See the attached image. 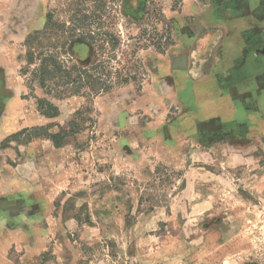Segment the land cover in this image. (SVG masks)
<instances>
[{
    "label": "rangeland",
    "instance_id": "obj_1",
    "mask_svg": "<svg viewBox=\"0 0 264 264\" xmlns=\"http://www.w3.org/2000/svg\"><path fill=\"white\" fill-rule=\"evenodd\" d=\"M132 2L48 0V23L28 41L24 69L77 107L71 120L85 135L75 144L93 163L107 137L94 99L131 84L139 91L142 52L171 41L160 0ZM135 123L141 130V114ZM152 143L147 166L85 169L68 188L79 196L56 200L42 221L39 253L18 250L13 264H264V136L184 143L170 156Z\"/></svg>",
    "mask_w": 264,
    "mask_h": 264
},
{
    "label": "crops",
    "instance_id": "obj_2",
    "mask_svg": "<svg viewBox=\"0 0 264 264\" xmlns=\"http://www.w3.org/2000/svg\"><path fill=\"white\" fill-rule=\"evenodd\" d=\"M171 2H159L171 41L142 52L140 90L131 84L94 99L107 136L94 163L147 166L156 140L170 156L184 143L212 148L264 136V0ZM47 23L48 0H0V264L16 262L23 248L39 253L42 221L56 200L79 196L69 189L94 166L75 144L85 135L70 126L77 107L44 92L24 69L28 41Z\"/></svg>",
    "mask_w": 264,
    "mask_h": 264
},
{
    "label": "trees",
    "instance_id": "obj_3",
    "mask_svg": "<svg viewBox=\"0 0 264 264\" xmlns=\"http://www.w3.org/2000/svg\"><path fill=\"white\" fill-rule=\"evenodd\" d=\"M74 123V121L70 122V126H72ZM59 135H52V139L54 140V142L57 144L58 140H59Z\"/></svg>",
    "mask_w": 264,
    "mask_h": 264
}]
</instances>
